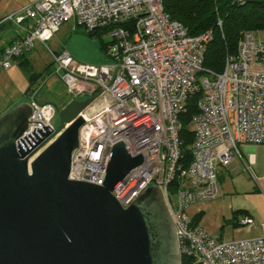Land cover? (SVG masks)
Listing matches in <instances>:
<instances>
[{
  "label": "built area",
  "instance_id": "obj_1",
  "mask_svg": "<svg viewBox=\"0 0 264 264\" xmlns=\"http://www.w3.org/2000/svg\"><path fill=\"white\" fill-rule=\"evenodd\" d=\"M5 20L20 33L0 50V69H8L40 43L51 53L54 72L71 99L100 91L112 99L96 112L86 108L80 113L85 122L68 179L103 185L109 151L122 140L129 154L141 153L143 158L112 194L127 208L147 186L157 187L173 222L181 262L264 264V236L220 239L195 220L198 213L189 212L199 201L218 196L219 170L233 156L240 158L241 143L264 145L261 35L242 31L236 54L226 53L223 69L213 71L203 67L211 30L189 35L165 13L162 0H36ZM70 22L86 31L104 29L112 41L110 60L82 63L65 49L52 50L47 41ZM194 95L196 110L188 124L193 133L191 160L183 163L181 116ZM29 103L30 122L20 138L33 127L54 130L56 106L38 103L33 93ZM52 140L35 151L29 163ZM237 223L250 226L253 219L245 215Z\"/></svg>",
  "mask_w": 264,
  "mask_h": 264
},
{
  "label": "water",
  "instance_id": "obj_2",
  "mask_svg": "<svg viewBox=\"0 0 264 264\" xmlns=\"http://www.w3.org/2000/svg\"><path fill=\"white\" fill-rule=\"evenodd\" d=\"M100 92L67 102L54 130L33 127L22 138L30 103L0 115V264H181L159 189L147 186L127 208L112 194L141 153L132 156L121 140L109 151L103 185L68 179L80 113Z\"/></svg>",
  "mask_w": 264,
  "mask_h": 264
},
{
  "label": "rangeland",
  "instance_id": "obj_3",
  "mask_svg": "<svg viewBox=\"0 0 264 264\" xmlns=\"http://www.w3.org/2000/svg\"><path fill=\"white\" fill-rule=\"evenodd\" d=\"M260 35L264 36L262 33ZM99 38L109 41L103 34H100V37L89 36L81 26L76 25L74 28L73 23L70 22L63 24L52 39L47 41V44L52 50H67L79 62L100 64L106 62V59L99 49ZM27 58L29 63L25 65L26 67L14 60L8 69H0V115L21 101L29 102L32 93L38 103L50 102L56 106L57 111L70 101L71 95L55 74V65L51 64L52 55L46 47L40 43L35 44ZM49 64L52 66H49L46 71ZM31 72L41 75L34 83H31L29 79ZM111 102L112 99L109 95L101 94L100 98L90 104L87 111L96 112ZM53 122L55 126L58 125V115ZM227 182L230 184V179H226L225 183ZM225 196V199H219L218 194L216 198L199 201L189 208V212L203 211L199 219L200 224L212 236L221 233L223 238L228 240L264 236V227L254 228L249 225H238L233 228L232 219L227 218L232 213L230 210L237 209L254 199L234 192H228Z\"/></svg>",
  "mask_w": 264,
  "mask_h": 264
},
{
  "label": "trees",
  "instance_id": "obj_4",
  "mask_svg": "<svg viewBox=\"0 0 264 264\" xmlns=\"http://www.w3.org/2000/svg\"><path fill=\"white\" fill-rule=\"evenodd\" d=\"M162 2L165 13L169 14L171 19L184 25L189 35L211 30L212 37L206 46L203 67L213 71L223 69L226 53L236 54L237 42L242 31L251 30L259 35L264 34V0H244L242 3H234L231 0H162ZM87 33L89 36L100 37V34L104 33V29L87 31ZM99 40V49L108 61L111 57L107 49L112 41H103L101 38ZM18 60L19 64L24 67L29 63L25 55L20 56ZM49 66L52 65L49 64L46 71ZM30 76V82L34 83L41 75L31 72ZM197 98L198 95H194L188 99L186 111L181 116L182 126L179 136L183 163H188L191 160L189 147L193 133L188 124L190 116L196 110ZM202 214L203 212L199 211L196 215L197 222ZM181 264H185L184 258H182Z\"/></svg>",
  "mask_w": 264,
  "mask_h": 264
},
{
  "label": "crops",
  "instance_id": "obj_5",
  "mask_svg": "<svg viewBox=\"0 0 264 264\" xmlns=\"http://www.w3.org/2000/svg\"><path fill=\"white\" fill-rule=\"evenodd\" d=\"M32 1L36 0H0V50L20 33L15 24L5 20V17L11 13H17L21 7ZM16 62L19 63V60L17 59ZM239 149L240 158L233 156L230 162L219 170V199H225V194L228 192L252 197L254 200L246 202L237 209L230 210L232 213L227 218L232 219V226L234 228V226L239 225L237 223L239 217L248 215L254 220L253 224L250 225L251 227L257 228L260 226L263 228L264 145L241 143ZM226 179H230V184L228 182L225 183ZM197 213L198 211L190 214L196 215ZM217 237L225 239L221 233Z\"/></svg>",
  "mask_w": 264,
  "mask_h": 264
}]
</instances>
